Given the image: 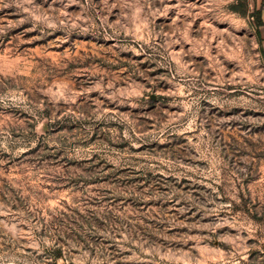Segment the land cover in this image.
<instances>
[{"label":"rangeland","instance_id":"374dc122","mask_svg":"<svg viewBox=\"0 0 264 264\" xmlns=\"http://www.w3.org/2000/svg\"><path fill=\"white\" fill-rule=\"evenodd\" d=\"M259 0H0V264H264Z\"/></svg>","mask_w":264,"mask_h":264},{"label":"crops","instance_id":"0c3cea01","mask_svg":"<svg viewBox=\"0 0 264 264\" xmlns=\"http://www.w3.org/2000/svg\"><path fill=\"white\" fill-rule=\"evenodd\" d=\"M261 9V20L263 24L259 27L260 32V48L264 51V0H259L258 7Z\"/></svg>","mask_w":264,"mask_h":264},{"label":"trees","instance_id":"16d2710c","mask_svg":"<svg viewBox=\"0 0 264 264\" xmlns=\"http://www.w3.org/2000/svg\"><path fill=\"white\" fill-rule=\"evenodd\" d=\"M253 18L255 20V27H256V34L258 36V39L260 41V32H259V27L263 24L262 20H261V9L257 8L254 12H253ZM263 56H264V51L260 48ZM70 264H74V263H70Z\"/></svg>","mask_w":264,"mask_h":264}]
</instances>
